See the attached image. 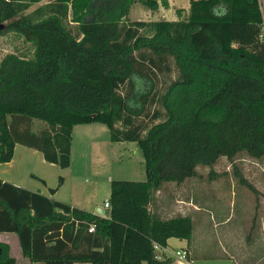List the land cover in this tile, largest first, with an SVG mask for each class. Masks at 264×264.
I'll return each mask as SVG.
<instances>
[{"label":"trees","instance_id":"1","mask_svg":"<svg viewBox=\"0 0 264 264\" xmlns=\"http://www.w3.org/2000/svg\"><path fill=\"white\" fill-rule=\"evenodd\" d=\"M40 1L0 0V24L31 47L0 60V163L17 143L66 168L72 127L96 122L110 141L138 146L145 179L110 180L105 216L0 180V232L16 234L28 264H168L152 245L188 239L192 224L154 215V192L219 157L264 158L259 0H189L174 21L128 20L133 0H47L26 12ZM171 65L176 75L158 88ZM138 77L149 83L143 92ZM151 104L158 109L148 118L157 121L147 125L137 117ZM33 118L45 126L32 131ZM15 263L0 243V264Z\"/></svg>","mask_w":264,"mask_h":264},{"label":"crops","instance_id":"2","mask_svg":"<svg viewBox=\"0 0 264 264\" xmlns=\"http://www.w3.org/2000/svg\"><path fill=\"white\" fill-rule=\"evenodd\" d=\"M137 3L141 4L138 0H133L127 16L130 15L132 8ZM149 3L154 7L155 13L152 16L149 10L146 13L144 12V21H174L187 14L189 0H150ZM77 125L82 126L85 124ZM75 126L71 129L70 165L68 167L60 168L55 164L48 163L37 150L16 143L11 159L8 162L0 163V180L38 192L48 198L66 202L73 207L93 214H97L98 210H102L106 214L107 208L99 207V203L94 200L97 185L95 191L85 195V188H82L80 181H78L82 176L80 172L82 167L79 165L77 166L79 170H70ZM251 163L257 164L255 161ZM212 167H208L207 171L208 184H211L209 178L216 176ZM257 169L259 171V168ZM257 173V175L264 176V167H261ZM200 175L199 173L198 176L187 178L179 184L163 183L152 195L150 210L154 215L162 219L175 215H186L190 218L192 224L188 239L168 238L166 246L159 251V254L169 259L168 264H185L183 260L173 256V252L178 249L187 251V259L192 264H264V220L261 228L254 229L256 227L254 218L258 215V205L253 204L254 215L252 217L250 216L251 208L247 205L245 213L247 216H244L243 221L241 220L242 225L237 227L229 226L228 217L223 215L218 217L213 215L209 220L210 222L206 224L201 211H205L207 205L198 201L199 199L205 200V198L204 195L200 197L203 191L198 190L196 185V182L198 183V180H201ZM59 177L62 179L60 184H58ZM243 177L246 178L244 175ZM252 185L258 193L263 194L257 186ZM260 186L264 189L262 184ZM49 188H54L53 193L49 191ZM108 195L109 189L107 190V198ZM107 198L105 201H107ZM232 227H234L233 230L230 229ZM0 243L7 245L8 254L15 259V264H28L20 254L16 234L0 232ZM210 243H215L217 252H208L207 248ZM200 244L204 247H200ZM175 247L177 249H173ZM12 248L14 253L11 252ZM73 264L90 263L75 262Z\"/></svg>","mask_w":264,"mask_h":264},{"label":"rangeland","instance_id":"3","mask_svg":"<svg viewBox=\"0 0 264 264\" xmlns=\"http://www.w3.org/2000/svg\"><path fill=\"white\" fill-rule=\"evenodd\" d=\"M47 0L33 4L26 12L31 11L35 7L44 4ZM150 4V3H149ZM149 4L137 3L129 16L128 20H143L145 19L144 12H148L153 16L154 7ZM260 10L264 22V0H259ZM129 6V10H130ZM128 10V12H129ZM96 11V5L92 7V13ZM264 33V28L262 29ZM31 51L30 45L22 40L19 35L8 31L5 28V23L0 24V60L2 57L9 53H29ZM176 75L173 66L167 75H159V82L156 86L162 88L165 83L173 79ZM134 79V84L140 92H143L149 86V83L138 77ZM132 106H138V103L133 100L130 101ZM153 109H158L156 104L145 105L143 113L137 117L145 124L150 125L156 121H151L148 118ZM147 114L145 116L144 114ZM45 126V123L39 119H32L30 129L37 131ZM84 128V129H83ZM87 148V149H86ZM72 166L71 171L79 170L77 166H81L80 185L85 188V195L95 191L94 200L99 203V207L103 208V202L107 198V190L109 189L110 180H144L145 172L143 166V159L141 151L134 142H112L109 139V132L105 125L100 123H87L82 126L76 125L73 131L72 143ZM87 155V156H86ZM84 157V158H83ZM255 161V163H251ZM70 165V163H69ZM264 167V158L256 160L247 156L244 152L236 155L234 163H230L226 158L220 157L213 164L212 170L214 171L213 178H209L211 184L207 181L208 167L196 166V170L201 175V180L196 182L198 190L203 191L200 195H204L205 200L199 199L200 203L206 204V210L201 211L205 223H209L210 218L214 216H227L229 219V226L242 225L241 220H244L247 211V205L251 208L250 216L254 215L253 204L258 205L257 217L254 219L255 230L261 228L264 220V176L257 175L260 168ZM256 168V169H255ZM259 168V171H257ZM235 172H240L244 175L246 180L254 186H257L263 194L257 191H251L245 185L239 183L235 176ZM244 172V173H242ZM262 173V172H261ZM261 176V177H260ZM108 179H110L108 181ZM173 186V185H172ZM211 190V191H207ZM195 196V197H196ZM206 201V202H204ZM96 212V211H95ZM251 219V218H250ZM253 219V218H252ZM231 230L234 227L230 228ZM240 236V235H239ZM242 237V236H241ZM174 238V237H172ZM200 247H204L200 244ZM173 249H177L176 247ZM208 252H217L215 243H210L207 248ZM13 248L11 252H13ZM25 264V263H21Z\"/></svg>","mask_w":264,"mask_h":264},{"label":"built area","instance_id":"4","mask_svg":"<svg viewBox=\"0 0 264 264\" xmlns=\"http://www.w3.org/2000/svg\"><path fill=\"white\" fill-rule=\"evenodd\" d=\"M103 208H107V209L109 208V205H108V202H107V201L103 202ZM100 216H105V215H100ZM92 229H93L92 226H90V227L88 228V231H91ZM152 247H153L154 258H155V259H158V260H159V259L164 258L163 255L159 254V251H160L163 247H160V246H159L158 244H156V243H154V244L152 245ZM173 256L176 257L177 259H181V260H183L185 264H192V262L189 261V260L187 259V251H186L185 249H178V250H175V251L173 252Z\"/></svg>","mask_w":264,"mask_h":264},{"label":"water","instance_id":"5","mask_svg":"<svg viewBox=\"0 0 264 264\" xmlns=\"http://www.w3.org/2000/svg\"><path fill=\"white\" fill-rule=\"evenodd\" d=\"M97 214H98V215H105V213H104L102 210H98V211H97Z\"/></svg>","mask_w":264,"mask_h":264}]
</instances>
